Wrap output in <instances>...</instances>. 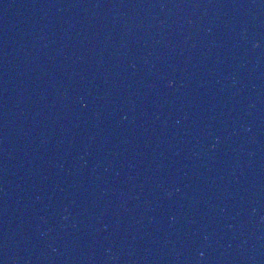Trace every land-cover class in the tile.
<instances>
[{"label": "water", "instance_id": "obj_1", "mask_svg": "<svg viewBox=\"0 0 264 264\" xmlns=\"http://www.w3.org/2000/svg\"><path fill=\"white\" fill-rule=\"evenodd\" d=\"M0 264H264V0H0Z\"/></svg>", "mask_w": 264, "mask_h": 264}]
</instances>
